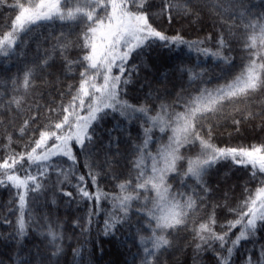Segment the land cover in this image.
<instances>
[{
	"label": "snow or ice",
	"instance_id": "snow-or-ice-1",
	"mask_svg": "<svg viewBox=\"0 0 264 264\" xmlns=\"http://www.w3.org/2000/svg\"><path fill=\"white\" fill-rule=\"evenodd\" d=\"M204 7H211L222 16L228 13V35L247 51L238 72L217 77L213 87L198 85L192 91L182 87L185 95L178 94L173 103H153L150 107L152 90L144 102L131 103L126 97L133 73L138 72L139 66H147L146 60L156 48L172 51L183 45L189 51L236 68L225 52L232 45L223 31L213 49L205 46L211 35L188 40L177 29L185 23H202ZM3 9L15 12L10 25H4L7 31L0 35V56L5 58L15 55L36 29L51 27L58 21L62 29L59 36L53 37L56 43L51 49L41 54L37 47L34 59L19 70L22 77L17 74L0 82V116L9 117L7 122L0 120V186L16 190L17 243L27 235L25 217L30 193H43L51 180L50 173L56 171L57 183H62L60 176L68 183L72 182L69 176L75 177V193L61 188L64 196L94 201L97 208L102 199L112 204L104 224L105 235L114 236L118 225L128 223L135 207L140 222L137 235L143 251L141 264H159L157 254L172 246L169 237L181 232L191 233L197 255L211 251L217 264H232L231 257L241 241L255 236L258 230L264 231V141L221 147L214 142V132L221 118L230 117L237 126L257 116L264 118V109L260 113L251 110L253 98L264 94V12L252 14L245 0H205L203 4L199 0H0V10ZM240 25L244 31L237 33ZM64 28L69 29L68 33ZM74 29L78 31L73 32ZM169 29L173 31L170 33ZM72 35L76 38L70 39ZM72 48L79 49L74 58L68 55ZM56 60L62 63L52 72ZM197 67L200 65L181 61L176 71L181 77H188L190 86L197 80L204 85L210 83L205 79L207 70L201 68L197 72ZM69 73L78 75L69 77ZM49 76H55V80ZM62 76L75 82L60 92L58 104L42 103L41 86L61 84ZM155 100H161L158 92ZM117 113L125 120L139 121L143 136L128 153V175L112 172L119 191L105 192L100 188L99 177L102 173L107 175L105 169H112L110 156L121 155L111 151L114 145L119 147V137H114L113 132L120 131L121 125L117 122L107 128L105 122L109 117L116 120ZM231 113H239L241 118ZM101 129L107 135V145ZM154 129L159 130L160 137L153 134ZM81 157L86 175L77 168ZM229 159L251 166L241 199L231 206L226 192L224 204L216 202L200 216L202 209H208L205 201L212 191V169ZM69 161L66 172L63 165ZM250 181L257 182L254 189L248 187ZM217 208H227L231 218L224 216L221 220ZM93 214L89 212V225ZM237 228L238 233L233 232ZM47 235L52 255L58 256L62 252L58 243L63 239L62 233L49 225ZM74 251L80 254L79 249ZM48 264H52L51 258ZM244 264H264V246L259 261L249 255Z\"/></svg>",
	"mask_w": 264,
	"mask_h": 264
},
{
	"label": "trees",
	"instance_id": "trees-1",
	"mask_svg": "<svg viewBox=\"0 0 264 264\" xmlns=\"http://www.w3.org/2000/svg\"><path fill=\"white\" fill-rule=\"evenodd\" d=\"M23 3H28L29 0H21ZM201 4L205 0H199ZM220 0H209V3H219ZM245 4L250 9L251 13L258 15L264 12V0H245ZM222 11V10H221ZM15 12L10 9L0 10V35L7 28L5 23L10 25L11 19L14 18ZM228 13L223 16L220 12L211 7H204L201 11L202 23H193L191 25L185 23L181 30L188 40L205 39L211 35L212 39L208 40L206 45L210 48L216 47V39L223 31L226 38L231 43L230 48H226L225 52L232 57V62L236 68H230L228 65L218 61L216 58L206 57L195 50L189 51L187 47L181 45L180 49L170 51L168 48L154 49L146 60L147 66H139L138 72L133 73V81L128 85L130 89L128 96L131 103L144 102L145 96L150 90L153 91V99L149 102L151 107L153 103L160 102L173 103L177 95H185L181 91L183 87L187 91H192L196 86L213 87L217 83V77L223 74L238 72L239 66L244 62L247 51L242 49L241 44L232 39L227 32L230 22H227ZM60 22L58 21L51 27H41L30 34L26 43L20 45L16 50L15 55L11 58L0 56V82L8 80L20 74V69L29 64L35 57L37 47L41 54L45 50L51 49V46L56 43L53 38L59 36L61 32ZM63 31L68 33L69 29L64 28ZM78 31L74 29L73 32ZM173 30L169 29L171 33ZM237 33L244 31L243 26L236 28ZM75 39V35L69 37ZM19 43V42H18ZM182 49V50H181ZM79 49L72 48L69 50V57L74 58ZM181 61L189 65L199 64L196 68L199 72L201 68L207 70L205 79L210 83L204 85L199 80L189 85L188 77H181L176 71L177 65ZM62 63L56 60V68L50 71L56 72L59 65ZM131 63V61H130ZM223 69V73L221 71ZM78 75L77 73H69L68 76ZM55 80V76L48 77ZM63 83L56 84L53 87L41 86L44 93L42 103L60 102V92L66 91L68 83H74L71 79L61 77ZM220 82H223L222 80ZM49 92L51 95H49ZM159 93L161 100H155L156 93ZM0 95H3L0 88ZM11 95V86L9 93ZM179 108V105H177ZM260 109V110H259ZM264 109V94H257L251 102V110L255 113H260ZM228 112L231 110L228 109ZM117 119L111 117L105 122V127L112 128L117 122L121 125L120 131H114L113 136L119 137V147L115 145L111 151L113 153L119 151L121 155L115 156L112 159V169H105L104 173L99 177L100 188L105 192H118L115 187L118 181L112 179V172L128 175V153L134 143L139 142V138L143 136V129L140 127V122L136 120L128 121L120 117L117 113ZM237 118H241L239 113H231ZM7 115L0 116V120L7 122ZM19 123V121H17ZM238 128V130H237ZM2 131V129H0ZM101 132L104 136V143L107 145V135L103 129ZM153 134L158 138L161 133L158 129L153 130ZM166 140L167 137L165 136ZM264 141V118L257 116L252 120H245L240 125H234L231 118H221L214 132V142L219 146H248L253 143ZM19 150V146L14 145ZM155 151V145H152ZM3 153L0 152V155ZM101 154V159H102ZM67 162L63 165L65 171H68ZM83 157L80 158V163L77 165L80 174L87 173V169L83 168ZM251 166L235 164L231 159L222 160L217 164L211 172L209 180L212 191L208 194V199L205 201L208 209H202L200 216L204 212L210 210L211 205L219 202L224 204V194H229L227 201L231 206H235L236 202L242 197L245 182L248 181ZM51 180L48 183L47 189L43 193H30L29 205L26 209V220L28 221L27 235L23 237L20 243H17L15 237V227L18 212L16 203L18 197L16 190L10 187L0 186V264H19L20 261L31 260L32 264H48V258H51L52 264H141L143 256L142 247L137 235V227L139 226L138 215L135 207L130 212L131 220L128 223L117 226L115 235H105L104 224L108 215L112 212V204L108 200H101L99 208L94 201L80 200L79 197L72 199L63 195L61 188L65 191H73L75 193V177L69 176L71 183L65 181L64 176H60L59 180L62 183H57V172L50 173ZM86 181L91 186V180L86 176ZM256 181L248 183L249 188H255ZM177 184L173 185L175 189ZM90 190L95 192L94 187ZM94 213L91 216V224H88L89 212ZM217 215L223 219L224 216L231 218L227 208H217ZM7 220V222H6ZM53 226L54 230L62 233L63 239L58 241L62 246V252L58 256H53V248L49 244L47 235L48 226ZM239 228L233 232L238 233ZM148 235V233H143ZM234 238V237H233ZM172 240V246L166 251L161 250L158 253L159 264H217L216 257L213 252H202L197 255L192 246L191 233L181 232L179 235L169 237ZM264 246V231L258 230L255 236H250L246 240L241 241V245L233 252L231 257L232 264H244V260L251 255L254 261H259L261 257V247ZM80 250L77 255L74 250Z\"/></svg>",
	"mask_w": 264,
	"mask_h": 264
},
{
	"label": "rangeland",
	"instance_id": "rangeland-1",
	"mask_svg": "<svg viewBox=\"0 0 264 264\" xmlns=\"http://www.w3.org/2000/svg\"><path fill=\"white\" fill-rule=\"evenodd\" d=\"M260 110V109H259Z\"/></svg>",
	"mask_w": 264,
	"mask_h": 264
}]
</instances>
